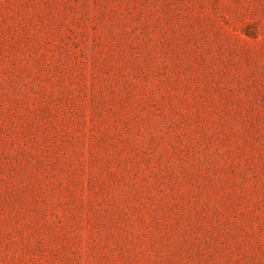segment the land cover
Wrapping results in <instances>:
<instances>
[{"label":"rangeland","instance_id":"1","mask_svg":"<svg viewBox=\"0 0 264 264\" xmlns=\"http://www.w3.org/2000/svg\"><path fill=\"white\" fill-rule=\"evenodd\" d=\"M0 264H264V0H0Z\"/></svg>","mask_w":264,"mask_h":264}]
</instances>
